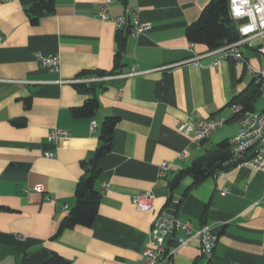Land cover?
Instances as JSON below:
<instances>
[{
	"label": "crops",
	"instance_id": "1",
	"mask_svg": "<svg viewBox=\"0 0 264 264\" xmlns=\"http://www.w3.org/2000/svg\"><path fill=\"white\" fill-rule=\"evenodd\" d=\"M38 1L0 0V264H23L26 255L43 249L70 264H141L151 226L163 211L190 221L194 230L209 225L218 234L210 259L193 238L174 255L175 264H264V172L233 165L197 184L185 175L171 185L194 160L238 132L239 115L230 104L257 85L244 64L220 59L214 65L216 55L204 56L200 65L187 62L211 51L186 36L211 0H113L111 15L129 10L151 23L141 34L102 20L103 0H54V11L33 23L29 11ZM241 50L255 69L263 67L254 49ZM40 55H57L59 67H45ZM134 67L148 72L124 76ZM114 69L118 75L88 92L72 83L83 72ZM262 95L264 90L253 110L264 107L257 105ZM89 97L98 100L95 114L74 116L73 108ZM212 116L226 123L207 139L180 130L184 122ZM107 117L118 123L111 150L99 162L102 198L94 223L51 239L76 203ZM56 127L68 132L57 144L48 137ZM164 161L171 169L162 177ZM38 185L43 192L33 189ZM144 191L155 194L153 211H140L132 201ZM181 235L168 237L166 246Z\"/></svg>",
	"mask_w": 264,
	"mask_h": 264
},
{
	"label": "built area",
	"instance_id": "2",
	"mask_svg": "<svg viewBox=\"0 0 264 264\" xmlns=\"http://www.w3.org/2000/svg\"><path fill=\"white\" fill-rule=\"evenodd\" d=\"M9 1V0H2ZM113 0H103L100 6L99 17L102 20H111L117 29L129 27L135 34H141L151 28V23L142 20L137 12L129 10L122 15H111L109 5ZM230 16L235 23L239 33L238 39L222 47L213 49L206 54L197 55L187 62L200 65V59L208 55H216L214 65L220 59L231 60L239 64H244L247 69L257 78L260 90H264V65L261 69H255L241 50L242 47L254 49L264 60V0H229ZM1 40V37H0ZM40 60L45 67L57 69L59 67V57L57 55H40ZM148 71L134 67L124 76H135L145 74ZM118 75V74H115ZM114 75L78 78L72 83L107 80ZM233 114L240 115V128L238 132L228 139L229 149L232 153V160L236 166L247 165L264 172V107L261 110L244 111L241 103L230 104ZM226 119L219 116H212L206 119H199L194 122H184L180 130L184 134L194 133L197 141H202L210 137L217 129L223 127ZM95 126V122L93 123ZM68 135L63 128H53L49 133V140L57 144L61 138ZM185 152L182 154V156ZM52 153H47L51 156ZM171 169V162L164 161L160 164V176H166ZM107 184L104 185L106 187ZM35 191L43 192L42 185L35 186ZM227 189L222 191L225 195ZM180 196H176V201ZM136 208L140 211H153L155 194L152 191H144L132 197ZM183 231L184 235L178 236L172 248L166 246L168 237L174 236L177 232ZM193 238H199L201 252L204 257L210 259L213 256L218 234L209 225L202 226L194 230L190 221H180L173 215L163 211L154 220L145 249L142 252L141 264H175L174 255L182 248L186 247Z\"/></svg>",
	"mask_w": 264,
	"mask_h": 264
},
{
	"label": "trees",
	"instance_id": "3",
	"mask_svg": "<svg viewBox=\"0 0 264 264\" xmlns=\"http://www.w3.org/2000/svg\"><path fill=\"white\" fill-rule=\"evenodd\" d=\"M54 7V0H39L29 11L31 21L37 23L40 17L52 13ZM186 36L193 43L205 44L209 50L222 47L238 39L239 33L230 16L229 0H211L203 9L200 17L187 27ZM120 64L121 53H118L116 55V69L120 68ZM116 69L110 72L97 71L95 75H91L92 72H83L79 77L115 75L118 74ZM74 84L82 91L88 92L90 87L94 85L104 86L106 80L99 79ZM259 91L261 90L257 84L236 96L231 104L233 102L241 103L244 106V111L253 110ZM30 103V99H27L26 104L29 105ZM98 106V100L95 97H89L82 106L73 108V114L76 117H91L95 114ZM117 123V117H107L103 122L100 146L88 161L85 173L77 185L76 203L63 218L58 231L51 239H56L66 229L93 225L102 198L96 187L97 180L101 175L99 162L111 150L113 133ZM232 157L228 141H224L213 151L194 160L188 168L181 171L171 181V185L175 187L185 175H190L195 184L200 183L217 171L232 167L234 165L231 163ZM23 264H70V261L57 252L43 249L26 255Z\"/></svg>",
	"mask_w": 264,
	"mask_h": 264
},
{
	"label": "rangeland",
	"instance_id": "4",
	"mask_svg": "<svg viewBox=\"0 0 264 264\" xmlns=\"http://www.w3.org/2000/svg\"><path fill=\"white\" fill-rule=\"evenodd\" d=\"M263 103H264V96L262 95V97L259 98V100L257 102L258 107L260 108ZM239 117H240V115H239Z\"/></svg>",
	"mask_w": 264,
	"mask_h": 264
}]
</instances>
